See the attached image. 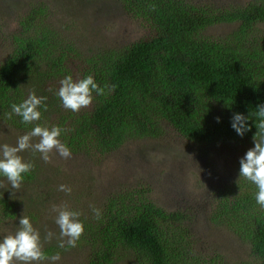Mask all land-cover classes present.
<instances>
[{"label":"trees","instance_id":"trees-1","mask_svg":"<svg viewBox=\"0 0 264 264\" xmlns=\"http://www.w3.org/2000/svg\"><path fill=\"white\" fill-rule=\"evenodd\" d=\"M119 1L132 18L151 22L155 34L115 52L78 51V42L61 38V30L43 27L41 8L28 12L0 62V123L23 135L37 125L58 126L59 139L72 156L80 153L98 162L127 142L158 139L163 123L196 145L252 141L259 123L256 108L264 104V0L216 13L187 0ZM218 25L237 27L224 38L204 35ZM71 60L84 61L80 79L91 75L104 89L103 95L93 93L89 111L65 109L56 95L59 89L50 88L69 75L66 66ZM33 92L47 98V109H40L39 121L25 125L19 116L10 115L11 105ZM234 113L249 116L252 128L243 138L230 126ZM23 155L34 167L19 190L28 199L27 207L40 206L47 214L60 181L38 152L29 149ZM239 169L234 170L235 179L214 194L210 222L249 246L255 264H264V208L255 200L258 189L239 178ZM146 193L124 190L108 195L99 219L93 209L88 215L78 211L84 224L79 242L88 249L83 264H124L126 254L131 264H194L188 256L190 237L182 233L184 215L163 210ZM23 200L18 190L0 188L3 223L18 224ZM52 240L42 242L47 257L57 254L58 244Z\"/></svg>","mask_w":264,"mask_h":264},{"label":"rangeland","instance_id":"rangeland-1","mask_svg":"<svg viewBox=\"0 0 264 264\" xmlns=\"http://www.w3.org/2000/svg\"><path fill=\"white\" fill-rule=\"evenodd\" d=\"M187 1L216 13L244 8L255 0ZM34 8L45 12L43 27L54 32L61 30V38L78 42V51L85 53L90 51L88 48L115 52L155 34L151 22L144 24L126 14L119 0H0V62L9 54L7 48L12 36L17 35L19 22ZM236 27L213 26L204 35L211 39L224 38ZM260 27L264 35V25ZM83 65V60L67 63L66 70L74 81L80 79ZM59 87L57 82L50 86L52 90ZM91 106L92 103L80 111H89ZM161 127L163 132L158 139L127 142L102 162L79 157L80 153L68 159L60 157L55 150L50 153L49 170L60 181L54 187L64 184L72 191L71 194L56 191L55 197L47 203V214L40 206L36 210L27 207L28 199L18 189L19 196L24 199V215L30 217L32 223L35 220L34 228L40 231L41 241H46L49 232L53 234L51 239L58 244L54 252L61 256L56 264H83L88 249L79 241L74 248L59 247L61 239L66 238L60 236L53 206L88 215L92 209L102 207L108 195L124 190H132L135 194L147 191L146 195L155 205L184 215L182 233L190 237L188 256L193 258L194 264H255L249 246L226 228L210 222L214 194L235 179L234 170L254 146L253 140L248 143L218 141L201 146L186 141L167 124ZM22 135L0 123V144L15 146ZM25 151L19 155L23 157ZM0 188L11 189L6 180H0ZM75 195L78 203L73 200ZM12 225L3 223L0 218V239L17 231L19 225ZM122 261L131 264V257L126 254ZM41 264L52 262L46 259Z\"/></svg>","mask_w":264,"mask_h":264},{"label":"clouds","instance_id":"clouds-1","mask_svg":"<svg viewBox=\"0 0 264 264\" xmlns=\"http://www.w3.org/2000/svg\"><path fill=\"white\" fill-rule=\"evenodd\" d=\"M93 93L103 95L104 89L88 75L83 79L73 80L71 75L65 76L60 81V87L56 95L60 98L65 109L73 112L80 111L81 108L88 107L94 99ZM46 97L37 96L31 93L19 104L11 105V114L19 116L21 123L32 124L41 119V108L47 109ZM256 116L259 123L255 124L257 129L253 136V147L250 148L240 159L239 178L243 177L253 183L258 191L255 195L256 203L264 208V104L256 108ZM249 116L243 113H234L231 117L230 126L234 132L243 138L251 131L252 125L249 123ZM220 118L217 117V123ZM62 129L58 126L51 128L33 127L30 132L18 137L16 145L7 143L0 144V177L6 179L12 190L21 188L26 175L31 173L34 165L26 162L19 153L25 150L38 152L44 162L50 160V153L54 150L60 157L68 159L71 157V149L61 142L59 137ZM34 137L39 138L38 143H33ZM58 191L71 194V187L61 184ZM12 192V191H11ZM13 193V192H12ZM53 211L57 212L55 223L59 226L61 242L60 248H74L84 233V224L79 219L80 213L69 210L66 207L57 208L53 206ZM96 218L99 219L101 213L99 209H93ZM18 229L14 234L6 235L0 239V264H41L44 260H50L52 264L60 261L59 253L47 257L43 252L40 231L34 228L31 218L22 215L19 218ZM49 232L47 239L52 238Z\"/></svg>","mask_w":264,"mask_h":264}]
</instances>
